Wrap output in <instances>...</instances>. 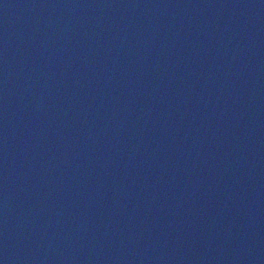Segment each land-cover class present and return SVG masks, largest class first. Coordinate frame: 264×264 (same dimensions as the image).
I'll return each instance as SVG.
<instances>
[{
	"label": "water",
	"instance_id": "1",
	"mask_svg": "<svg viewBox=\"0 0 264 264\" xmlns=\"http://www.w3.org/2000/svg\"><path fill=\"white\" fill-rule=\"evenodd\" d=\"M0 264H264V0H0Z\"/></svg>",
	"mask_w": 264,
	"mask_h": 264
}]
</instances>
